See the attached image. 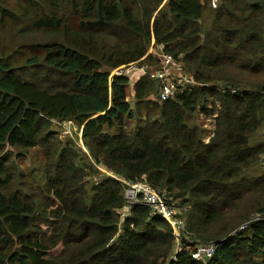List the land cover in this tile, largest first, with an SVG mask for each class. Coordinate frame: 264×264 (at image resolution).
Wrapping results in <instances>:
<instances>
[{"label":"trees","instance_id":"obj_1","mask_svg":"<svg viewBox=\"0 0 264 264\" xmlns=\"http://www.w3.org/2000/svg\"><path fill=\"white\" fill-rule=\"evenodd\" d=\"M153 43L196 86L157 103L160 84L143 77L134 113L132 80L114 72L157 64ZM233 71L261 81L241 88ZM199 112L214 119L207 144ZM135 116L145 124L127 132ZM59 122L79 128L82 147L59 135ZM263 124L264 0H0V264H264V221L236 236L221 224L242 195L264 196V172L250 175L264 155L252 144ZM36 149L39 189L20 168ZM122 181L189 207L176 260L173 230L150 208L122 217ZM252 213H264V199L238 225ZM212 244L208 260L184 251Z\"/></svg>","mask_w":264,"mask_h":264},{"label":"built area","instance_id":"obj_2","mask_svg":"<svg viewBox=\"0 0 264 264\" xmlns=\"http://www.w3.org/2000/svg\"><path fill=\"white\" fill-rule=\"evenodd\" d=\"M213 2V5L215 6L217 0H214ZM151 52L159 59L158 64H145L120 68L114 72L115 75L129 76L132 81L138 80L144 75L152 76L160 82V90L156 100L157 103H164L173 100L176 95L185 92L187 90L186 87L191 88L196 86V84L193 86L195 82L184 70V66L180 61H176L171 55L164 52L162 55L158 52L156 53L153 49H151ZM68 125L71 126L72 123L69 122L65 124V126ZM101 170L107 174L104 169ZM122 182L125 186L124 198L126 201L122 217H127L130 209L134 206L148 207L156 216H159L170 224L177 244V241H179L180 237L183 238V234L186 231V217L181 216L183 215V212L189 210V208L180 206L177 202H173L166 193L156 191L146 182ZM254 221H264V213L257 214L254 219L250 220L249 224H244L236 230L232 236H236L238 233L247 230L249 225ZM183 249L176 248L173 261L176 260V256L179 252L183 251ZM184 251L191 254L196 260H208L214 256L216 247L214 244L210 246L197 245L190 248L186 247Z\"/></svg>","mask_w":264,"mask_h":264},{"label":"rangeland","instance_id":"obj_3","mask_svg":"<svg viewBox=\"0 0 264 264\" xmlns=\"http://www.w3.org/2000/svg\"><path fill=\"white\" fill-rule=\"evenodd\" d=\"M214 0H212V7L216 8L218 6V0L215 4V6L213 5ZM210 12L207 9L206 13H205V18L207 21H210L211 18L209 16ZM204 22V27L205 29H208L209 27V23L208 22ZM3 35V33H2ZM7 36L9 37V42H14V37L12 36V34H7ZM20 43H15V44H11L9 46H18ZM2 46V45H1ZM151 49V48H150ZM150 53H152L151 51ZM164 52V50L160 51L159 54L162 55ZM154 59H157L159 62V59L157 57L154 56ZM158 64V63H157ZM152 65V64H150ZM156 65V64H153ZM229 76L236 77L238 79V83L241 86V88L244 87H252V85L259 83L260 77L259 78H254V79H248L247 77L244 78L241 76V71H233V72H229L228 74ZM246 76H249V73H245ZM226 84V83H224ZM219 86H223L222 84H218ZM193 86H195V83L193 84ZM241 91H244L243 89H241ZM129 103H131L132 105V110L134 113H136L137 111V104H135V94L132 93H128V99ZM146 116V111H143V116L145 118ZM196 124L197 126L200 127V129L202 130V137L204 139L207 140V142H210V140L212 139V137L214 136V131H215V127H214V119L204 115L203 113H197L196 116ZM133 122H135L134 128L132 129V126H130L129 124H133ZM144 119L141 117H127L126 118V128H127V132H131L133 130H137L138 126H143L144 125ZM66 123H62L59 122L56 125H54V129L59 133L60 136L65 135L66 137H70V138H74L77 140V137L79 138L78 142L79 145L82 147V143L80 141V130L73 125L72 127L65 126ZM253 146H264V124L262 126V128L260 129V131L257 133L254 141H253ZM262 162L259 166H257L254 170L252 169V171L255 172H250V175L252 176H257L259 177L260 174H262V172H264V155L261 158ZM44 163L45 161L43 160V155L41 150L36 149L32 152L31 156L28 157L27 159H23L20 162V168L22 171H24L27 175L31 176V179L34 183V185L37 187V189H39L42 186V183L44 182V176H43V169H44ZM262 199H264V196L262 193H257V191H249L247 194L242 195V199L236 201V203L238 204H232L230 203V205L224 209L222 211V218H221V224L222 225H229L228 228H233V233L238 230L240 227H242L246 222L242 223L241 225H238L240 222V217L245 216L246 212L248 211V209L257 203V201H261ZM189 208V207H188ZM188 211V210H187ZM185 211L183 212V216H186L188 214V212ZM257 216V213H252L250 215V220L254 219V217ZM249 220V221H250ZM248 222V221H247ZM238 225V226H237ZM216 230H214L215 232ZM232 233V234H233ZM187 240L189 242H194L190 237H187ZM197 246V245H196ZM177 249H183V245H182V237H180L179 241H177Z\"/></svg>","mask_w":264,"mask_h":264},{"label":"crops","instance_id":"obj_4","mask_svg":"<svg viewBox=\"0 0 264 264\" xmlns=\"http://www.w3.org/2000/svg\"><path fill=\"white\" fill-rule=\"evenodd\" d=\"M151 49H153L156 53L158 52H160V51H162V50H164L165 48H164V46H158V45H156L155 43H153V45H152V48ZM164 53H165V51H164ZM181 64H183L182 62H180ZM184 70H185V68H184ZM186 71V70H185ZM187 72V71H186ZM146 76H150V75H144V76H142V77H140V79H138V80H135V81H130L129 83H128V85L126 86V98L128 99V93H132V94H135V92H134V88H135V86H136V84L143 78V77H146ZM150 77H152V76H150ZM157 82L158 83H160L158 80H157ZM135 104H137V99H136V96H135ZM150 101L152 100L153 101V97L152 98H150L149 99ZM127 102L129 103V101L127 100ZM130 105H131V103H129ZM131 108H132V105H131ZM62 123H66V122H62ZM67 123H69V122H67ZM72 123V125L70 126V127H72L73 125H75L73 122H71ZM144 124H145V122H144ZM127 125V124H126ZM130 126H132V129H135L134 128V125H135V122H133V124H129ZM76 126V125H75ZM77 127V126H76ZM139 127H142V125L141 126H138L137 128H139ZM78 128V127H77ZM79 129V128H78ZM126 130H127V128H126ZM202 139H203V141H204V143H209V142H207V140L206 139H204L203 137H202Z\"/></svg>","mask_w":264,"mask_h":264},{"label":"bare ground","instance_id":"obj_5","mask_svg":"<svg viewBox=\"0 0 264 264\" xmlns=\"http://www.w3.org/2000/svg\"><path fill=\"white\" fill-rule=\"evenodd\" d=\"M151 51V50H150ZM150 53V52H149ZM150 55L152 56V57H154V54H152V53H150ZM147 64V63H146ZM148 65H150V64H148ZM245 224H249V222H247V223H245Z\"/></svg>","mask_w":264,"mask_h":264}]
</instances>
